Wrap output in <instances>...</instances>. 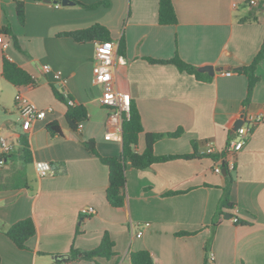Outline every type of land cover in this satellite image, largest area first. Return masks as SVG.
<instances>
[{
  "label": "crops",
  "instance_id": "crops-1",
  "mask_svg": "<svg viewBox=\"0 0 264 264\" xmlns=\"http://www.w3.org/2000/svg\"><path fill=\"white\" fill-rule=\"evenodd\" d=\"M106 1L94 9L76 4L55 6L54 0H24V23L18 22L15 1L0 0V26L8 25L20 49L3 33L0 43V134L17 150L26 136L32 162L26 166L29 187L0 190V264H50L70 246L96 247L105 232L115 255L103 264H131V250L148 249L154 264H202L209 238L213 260L208 264H264V119L247 134L236 153L230 187L233 217L210 223L221 198L226 173L213 170L219 162L207 156L224 153L246 113H264V60L256 66L258 81L246 100L247 77L234 69L248 65L264 37V0H172L177 22L157 21L158 0ZM101 23L111 41L124 40V63L115 61L114 85L128 93L143 126L137 151L145 147V132L182 129L179 136H163L153 143L156 155L196 151L200 156L154 162L143 169L127 165L125 203L112 207L106 200L107 166L82 145L93 139L102 156H116L121 140L105 139L109 110L100 102L102 89L92 67L95 40L78 43L60 33ZM177 53L200 68L212 65L210 79H197L173 64L150 62ZM6 56L26 70L35 85H14L2 75ZM60 71L55 80L42 66ZM226 71H231L227 74ZM58 85V86H56ZM52 86L83 104L87 117L79 131L65 120L66 106ZM39 108H50L29 130L20 128L17 95ZM57 121L61 133L51 136L46 124ZM36 160L49 161L54 173L39 177ZM18 161L16 160V163ZM7 165H4L6 168ZM169 191H180L165 195ZM93 207L95 213L81 209ZM30 217L36 227L26 249L4 233L11 223ZM239 219L235 223L233 218ZM149 223L140 236L130 225ZM76 229L79 230L75 234ZM192 234L175 235L177 231Z\"/></svg>",
  "mask_w": 264,
  "mask_h": 264
},
{
  "label": "trees",
  "instance_id": "trees-1",
  "mask_svg": "<svg viewBox=\"0 0 264 264\" xmlns=\"http://www.w3.org/2000/svg\"><path fill=\"white\" fill-rule=\"evenodd\" d=\"M15 9L18 22L22 25L24 23V0H14ZM73 4L79 5L86 9H94L97 6L103 4L107 5L106 1H99L91 4L83 3L79 0H70ZM157 21L159 24L167 25L177 22L176 13L172 0H158ZM0 33L10 36L13 40V44L16 48L20 49L16 36L13 34L11 28L8 25L0 26ZM61 36H68L78 43L86 41H105L111 40L110 31L101 23H93L88 27L80 28L72 31H66L60 33ZM124 40L121 37L117 42V52L123 54ZM150 62L170 63L173 64L179 71L186 72L194 75L197 79L207 80L211 77L206 75L204 71H201L198 67L184 61L177 53L168 59H155L148 57ZM264 60V37L260 48L252 58L248 65L243 66L237 72L245 74L247 77V90L246 100H249L251 91L254 84L258 81V75L256 74V66ZM2 75L3 77L14 85H35L33 77L15 62L9 60L6 56L2 58ZM55 97L63 102L66 106L65 120L68 126L74 130L79 131V124L87 117V110L83 104H79L73 101L70 95H64L55 86H52ZM46 129L51 136L61 133L60 125L57 121H52L46 124ZM143 133V126L141 123V117L135 103L130 99L129 114L123 115L121 124V151L116 156H102L95 147V141L88 139L82 141V145L87 151L99 158V160L107 166V187H106V200L112 207H122L125 203V169L127 165H130L136 169H143L154 162L166 161L173 158H193L200 156L196 151L195 143H193V151L184 154H163L156 155L153 152V143L163 137L171 136L176 137L182 133V129H177L172 132L165 133H152L145 132V147L139 152L137 151L139 135ZM19 146L17 150L12 151L6 155H1L4 158V164L0 165V190L10 188L29 187V182L26 174V166L32 162V154L29 142L24 135H20L18 138ZM207 156L212 157L220 164L224 162V153H208ZM16 160L18 161L16 163ZM4 165H7L4 168ZM232 171L226 169L225 183L221 187L222 194L217 204L215 214L211 220L212 229L216 227L219 220L227 212V209L232 208L233 203L230 201V187L233 181ZM180 191H169L165 195L175 194ZM230 217L233 215L230 213ZM235 223H239V219L236 218ZM36 227L32 218L27 217L17 220L11 223L3 233L20 249H26V241L28 238L35 234ZM79 230L76 229L75 234H78ZM190 231H177L175 235H188L192 234ZM212 238L207 240L204 247V261L202 264H208V256L210 254V243ZM114 242L110 238L109 234L105 232L100 240V243L92 248L81 250L70 246L67 253L59 255V258H55L50 264H72L75 261H90L93 260L96 263H102L103 261H109L114 255L113 250ZM129 259L131 264H154L151 253L148 249L131 250L129 252ZM1 261V258H0Z\"/></svg>",
  "mask_w": 264,
  "mask_h": 264
},
{
  "label": "built area",
  "instance_id": "built-area-1",
  "mask_svg": "<svg viewBox=\"0 0 264 264\" xmlns=\"http://www.w3.org/2000/svg\"><path fill=\"white\" fill-rule=\"evenodd\" d=\"M55 6L61 5V0H54ZM0 43L3 47L6 46V42L3 35L0 34ZM118 60L124 63L122 57L117 53V43L111 40L97 41L95 46V52L93 57L92 72L95 79L100 83L102 94L100 97L101 104L109 110L107 116V131L104 135L105 139L109 140H121V124L123 115L128 116L130 106V96L128 93L120 91L114 85L113 72L115 69V61ZM44 73H51L55 80L60 81L62 75L60 71L52 70L48 64L42 66ZM229 74L231 71H226ZM19 105V112L21 116L20 128L23 131L29 130L33 121L42 119L48 109L39 108L35 103L30 100L21 97L19 94L16 96ZM264 119V113L259 112L256 114L246 113L243 116L242 124L237 128L236 134L229 140L225 148V160L222 162L225 169L233 171L235 169L236 153L242 149L246 143L247 134L251 131L252 127ZM80 126V124H79ZM14 150V145L4 135L0 134V165L4 164V158L1 155H6ZM219 162L215 165L213 170L220 173L222 163ZM34 167L39 177L51 175L54 173V168L49 161L36 160ZM81 213L93 214L95 209L93 207H85L81 209ZM236 221V217L233 218ZM149 223H137L131 224L130 230L133 236H140L143 229ZM213 260V255L209 256V261ZM72 264H103L96 263L93 260L90 261H75Z\"/></svg>",
  "mask_w": 264,
  "mask_h": 264
},
{
  "label": "water",
  "instance_id": "water-1",
  "mask_svg": "<svg viewBox=\"0 0 264 264\" xmlns=\"http://www.w3.org/2000/svg\"><path fill=\"white\" fill-rule=\"evenodd\" d=\"M61 4L62 5H69V4H73L72 3V1H70V0H61ZM225 69H228V70H230V69H234V70H239V69H241V67L240 66H238V67H230V66H227V67H224ZM201 71H207L209 74H214V71L215 70H217L218 68H215V67H213L212 65H205V66H203V67H200L199 68ZM56 86H58V85H56ZM241 125V123L240 124H237L236 125V128H238L239 126ZM221 172L223 173V174H225L226 173V169H225V167H224V164L222 163V168H221ZM224 217H229V214L228 213H226L225 215H224ZM60 256L59 255H54L53 256V258L55 259V258H59Z\"/></svg>",
  "mask_w": 264,
  "mask_h": 264
}]
</instances>
